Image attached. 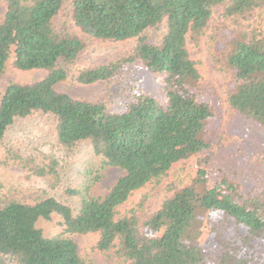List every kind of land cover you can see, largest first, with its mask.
Returning <instances> with one entry per match:
<instances>
[{"label": "trees", "instance_id": "obj_1", "mask_svg": "<svg viewBox=\"0 0 264 264\" xmlns=\"http://www.w3.org/2000/svg\"><path fill=\"white\" fill-rule=\"evenodd\" d=\"M5 7L0 74L7 62L45 74L5 86L0 164L42 178L47 188L24 190L0 181V264H87L66 235L94 232V249L109 264H264V183L243 191L235 179L221 177L208 186L207 171L199 168L189 184L168 188L162 205L146 218L117 216L133 191L209 148L205 130L216 104L199 99L200 74L186 35L200 34L217 8L240 15L264 7V0H5ZM66 9L83 33L120 43L122 51L72 74L69 67L85 44L64 23L54 28L53 18ZM138 61L159 77L165 104L133 93L121 111H106L103 102L56 89L70 76L84 85L111 83ZM226 63L234 77L229 107L264 124V31L252 27L232 36ZM28 124L48 139L47 150H27L13 136L27 132ZM83 151L79 176L85 184L63 181L65 163ZM107 167L121 175L103 197H94L90 189ZM55 188L59 195L52 194ZM47 223L55 233L44 230Z\"/></svg>", "mask_w": 264, "mask_h": 264}, {"label": "rangeland", "instance_id": "obj_2", "mask_svg": "<svg viewBox=\"0 0 264 264\" xmlns=\"http://www.w3.org/2000/svg\"><path fill=\"white\" fill-rule=\"evenodd\" d=\"M5 0H0V20L5 13ZM53 26L59 31L63 23L69 32L77 35L85 44L69 69L72 74L86 67L98 65L103 60L115 56L122 51L120 43L112 40H99L83 33L69 19L68 9L53 18ZM255 27L264 31V7L256 8L245 14L226 15L222 8L215 9L203 29L195 36L187 34L185 46L191 59L199 71L198 85L203 91L199 99H211L216 104L214 118L205 130V140L209 144L208 150L195 154L187 159L174 163L167 175L159 182H150L131 193L129 198L117 208V216L134 214L140 219L155 212L163 203L166 191L170 187H183L191 182L199 168L207 171L208 186H212L221 177L235 179L241 189L248 190L252 186L264 183V124L239 116L227 103V96L234 82L232 69L227 65V55L230 50V39L239 33H249ZM43 70L21 71L6 63L0 74V99L7 84L12 81L39 79L43 77ZM58 91L69 94L74 99L103 102L106 111H121L126 98L133 93H143L154 97L160 104H165L159 77L150 72L142 62L125 66L118 78L109 83L96 81L87 85L78 83L72 76L56 85ZM26 131L17 130L12 133L20 139L27 150L39 146L40 150H47L48 139H41L34 134V125H26ZM45 142V143H44ZM44 144V145H43ZM4 147L0 145V160ZM87 157L83 151L71 157L62 170V179L78 185L85 181L79 176V170ZM202 159H207L202 162ZM121 175V171L114 167H107L103 171L101 180L93 185L90 194L103 197L109 186ZM70 178L68 181L67 178ZM0 181L3 184L28 189L47 188L45 181L16 165L4 166L0 164ZM59 195L60 189L51 190ZM210 219L215 214L210 212ZM204 220V218H203ZM48 233H55L57 228L50 223L43 225ZM77 245L80 256L87 264H109L102 255L94 249L99 237L98 233L67 234ZM111 264H120L115 261Z\"/></svg>", "mask_w": 264, "mask_h": 264}]
</instances>
